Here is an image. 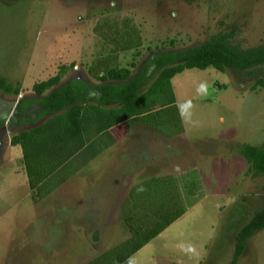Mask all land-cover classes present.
I'll list each match as a JSON object with an SVG mask.
<instances>
[{
  "label": "rangeland",
  "instance_id": "374dc122",
  "mask_svg": "<svg viewBox=\"0 0 264 264\" xmlns=\"http://www.w3.org/2000/svg\"><path fill=\"white\" fill-rule=\"evenodd\" d=\"M223 32L233 33V43L244 49L263 44L264 0H199L192 5L184 0H0V78L19 86L24 97L35 96L33 86L62 67L66 72L59 86L76 78L96 85V73L105 65L140 67L160 51L197 46ZM127 44L133 49L124 50ZM258 78L264 79V68L258 77L213 67L175 76L172 86L184 134L152 146L145 154L149 161L136 149V160L129 154L124 163L102 154L73 178L75 168L108 142L99 139L82 149L43 185V191L49 190L59 176H70L52 195L65 196L66 210L53 208L51 201L45 216L51 223L39 231L20 232L17 224L24 227L32 199L24 187L8 186L9 201L0 202V208L13 211L0 218V226L13 231L2 241L14 249L13 243L26 236L25 249L17 250L9 264H87L130 238L121 215L133 187L151 178L179 179L187 172L200 176L205 197L123 264H230L237 233L264 208V174L250 172L240 154L244 144L264 151V87L253 88ZM16 99L0 91L4 152L16 133L8 120L16 113ZM14 150L15 158L23 155L21 147ZM14 175L12 165L0 167V183L12 182ZM238 264H264V231L249 239Z\"/></svg>",
  "mask_w": 264,
  "mask_h": 264
},
{
  "label": "trees",
  "instance_id": "16d2710c",
  "mask_svg": "<svg viewBox=\"0 0 264 264\" xmlns=\"http://www.w3.org/2000/svg\"><path fill=\"white\" fill-rule=\"evenodd\" d=\"M194 4L199 0H184ZM213 1V0H208ZM233 33H218L205 42L186 49L160 51L140 67H103L96 73L101 84L71 80L61 86L66 67L46 81L36 83L33 91L42 97L45 123L23 130L12 138L13 145L23 149L31 188L55 175L77 152L88 144L87 134L107 133L111 128L140 121L162 130L167 137L184 133V126L172 86L175 76L186 70L210 67L225 73L257 76L264 68V43L244 49L234 44ZM127 44L124 50L133 49ZM140 54V52H138ZM264 87L258 78L253 86ZM90 90L100 93L97 103L88 98ZM0 91L19 95L6 79L0 78ZM240 154L255 176L264 174V151L260 146L242 145ZM192 176L188 179V175ZM200 176L151 178L132 188L124 205L123 221L130 238L93 258L87 264H123L157 238L190 207L205 197ZM264 231V208L258 210L235 237V252L230 264H238L246 244Z\"/></svg>",
  "mask_w": 264,
  "mask_h": 264
},
{
  "label": "crops",
  "instance_id": "0c3cea01",
  "mask_svg": "<svg viewBox=\"0 0 264 264\" xmlns=\"http://www.w3.org/2000/svg\"><path fill=\"white\" fill-rule=\"evenodd\" d=\"M124 52V51H123ZM115 60V56H113ZM122 67V66H121ZM100 72V71H99ZM81 80L80 78H76ZM75 80V79H74ZM87 82V81H86ZM99 82V81H98ZM40 83V82H39ZM100 83V82H99ZM101 84V83H100ZM34 87V86H33ZM14 88H20L19 86L14 87ZM20 89V94L19 95H14L15 97H18V100L15 101L14 108L16 107V113L11 114L8 120H10V123L13 124L12 128L13 131L16 132L14 134L17 135L19 132L23 130H29L33 129L35 127H38L45 123L47 120V116L44 113V106L41 103V98L40 96L36 95L35 96H25L24 94L21 93ZM95 90H90L88 94V98L92 100V103H97L98 99L100 97V93L98 92V96H95ZM8 94V93H6ZM9 95V94H8ZM8 118V117H7ZM9 122V121H8ZM131 126L135 127V130L131 128ZM141 126V127H140ZM25 127V128H24ZM147 127V128H144ZM184 134V133H183ZM13 136V137H14ZM12 137V138H13ZM87 139H88V144L85 148L91 147L92 143L95 141L99 140H107L108 144H104V146L99 149V150H94V152L88 157V159L84 160L83 163L80 166H77L74 172H72L71 177H75L80 175V171H77L81 168L84 169H89V166L94 165L95 162L100 158V155H107V158L112 161L115 159L119 163H124L127 160V155L131 154L132 160H136L134 156H132L133 152L136 153H142V156L147 159L148 156L146 157L145 154L147 153V150L151 149L152 146H157L164 143L167 140H174L176 139L175 137L169 138L164 136L163 134L157 132L155 129L148 128L144 123L140 121H133V120H128L126 124L118 125L116 127L111 128L107 133H102L97 135L95 132H90L87 134ZM12 138L9 140V147L6 148V152L2 151L0 148V167H7L8 165H12V170L13 173L16 175L14 179H12V182H7L3 181L0 183V202H3L7 196L5 195L7 187L9 186V190H13L14 188L18 187H24L25 191L27 192L26 195L31 198L32 204L30 206L32 211H30V215L26 216L25 214V225L24 227L20 226L17 224L18 229L20 232H31L30 229H33L38 227V231L40 228H43L45 225H50L51 219L48 220L47 215H49L50 211L52 210L50 207H52L53 204H51V201H55L56 205H53V208L56 207V209H59V211H63L60 209H65L66 210V205L62 204V201L65 200V196L63 195V199L60 198V194L56 196V198H52V195L55 192H58V188L60 185L65 186V183H67L70 179H67L68 175L66 177H58L60 179H57L56 181L54 180L53 185L50 187L49 190H42V187L46 181L49 179L55 178L58 176V173L61 171L63 172L64 168L66 167V164L79 152H77L66 164H64L58 171L53 175L52 177L48 178L44 182L40 183V185L36 188H31L30 186V180L27 174V169H26V163H25V158H24V153L23 149L20 145H13L12 144ZM129 139V140H128ZM106 142V143H107ZM21 147L22 149V156H17L16 158L14 157V148ZM129 149V151H126L124 148L125 147ZM141 157V156H140ZM19 159V164L17 166H14L13 163L14 161ZM143 160V158H141ZM149 161V159H147ZM140 167V166H139ZM60 170V171H59ZM78 172V173H77ZM10 174V173H8ZM92 176V175H90ZM19 177V178H17ZM73 177V178H74ZM66 178V182H62V179ZM92 178V177H89ZM1 181V179H0ZM55 186V187H54ZM67 186V184H66ZM33 193H36L32 195ZM25 195V196H26ZM34 196V197H33ZM24 197V196H23ZM22 197V198H23ZM7 201L9 199L7 198ZM1 204V203H0ZM1 207V205H0ZM34 207V208H33ZM73 209H78V205H72ZM30 209V210H31ZM51 209V210H50ZM12 209L10 210H4L0 208V218L1 217H7L12 214ZM72 214L71 212H69ZM47 218V219H46ZM63 224L65 223V217L63 215ZM21 220V219H20ZM1 222V219H0ZM18 223H20L19 220H17ZM66 225V224H64ZM13 231V228H8V225L5 226H0V264H9L11 261H13L12 258H14L15 253L17 250H21L22 248L25 249V240L26 236H24L23 240H17L13 243L14 249H8L7 245L5 244L6 242L9 241H2L3 239H8L7 233H11ZM29 234V233H28ZM20 248V249H19ZM22 251V250H21ZM24 251V250H23Z\"/></svg>",
  "mask_w": 264,
  "mask_h": 264
}]
</instances>
